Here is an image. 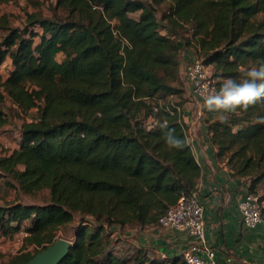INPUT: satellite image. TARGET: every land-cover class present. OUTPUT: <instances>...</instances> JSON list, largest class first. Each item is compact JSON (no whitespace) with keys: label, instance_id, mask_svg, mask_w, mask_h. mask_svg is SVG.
<instances>
[{"label":"trees","instance_id":"trees-1","mask_svg":"<svg viewBox=\"0 0 264 264\" xmlns=\"http://www.w3.org/2000/svg\"><path fill=\"white\" fill-rule=\"evenodd\" d=\"M0 29L7 30L0 99L7 95L22 113L37 110L21 126L19 147L0 154V176L22 194H50L43 205L0 203V235L28 232L8 264L31 260L77 215L82 220L61 264H186L182 255L162 259L115 234L158 224L197 189L202 168L183 118L186 87L173 84L182 54L198 50L217 88L223 79H239L264 59V0H57L53 16L28 13L23 28L0 16ZM7 57L12 68L5 78ZM259 117L264 100L226 122L204 110L218 155L251 180V192L264 180ZM6 123L0 109V127ZM168 129L182 148L166 146ZM30 246L36 249L25 251Z\"/></svg>","mask_w":264,"mask_h":264},{"label":"crops","instance_id":"crops-1","mask_svg":"<svg viewBox=\"0 0 264 264\" xmlns=\"http://www.w3.org/2000/svg\"><path fill=\"white\" fill-rule=\"evenodd\" d=\"M185 54L188 61L195 59L190 51L186 50ZM185 97L187 101L182 109L189 127L188 141L202 168L197 188L205 208L207 243L215 250L219 264H264V226H245L239 209V201L249 192L251 180L236 175L227 159L218 155L202 115L203 101L191 92L187 83ZM125 230L124 234L116 232L115 235L150 249L162 259L181 256L196 242L187 231L164 228L159 224L126 226Z\"/></svg>","mask_w":264,"mask_h":264},{"label":"rangeland","instance_id":"rangeland-1","mask_svg":"<svg viewBox=\"0 0 264 264\" xmlns=\"http://www.w3.org/2000/svg\"><path fill=\"white\" fill-rule=\"evenodd\" d=\"M56 4L57 0H17L12 3L0 4V16H6L11 27L23 28L27 21L28 13L36 12L51 17L54 15V8L56 7ZM163 7H165V5ZM58 12L62 16H65L67 14V12L62 8H59ZM134 16H137V14H134ZM6 34V29H0V43ZM183 38L185 39L187 38V36L185 35L183 36ZM187 51L188 53L189 51L193 53L195 55V59L201 58L200 52L198 50L195 51V48L187 49ZM185 55V52H183L180 80L173 82V84L175 85L180 86L182 84L184 85V87H186L184 67L186 63L189 62ZM58 58L59 60H63L64 55L59 54ZM11 62L12 59L10 57H7L2 66V72L5 78L8 77V74L10 73V70L12 68ZM0 109L5 112V117L7 119V123L4 126L0 127V154H3L6 151L13 150L19 146L21 141L22 124L27 119L32 120L36 115L37 110L34 109L29 113H22L12 103L11 99L7 95H4V98L0 99ZM256 193L264 199V180L258 185ZM16 199H20L27 204L43 205L49 202L50 194L48 189H44L35 195L22 194L15 186L8 184L6 179L0 176V203L3 204L9 201H14ZM81 220V215H77L76 219L73 222L66 226H63L57 232L55 242L61 238L74 241ZM129 227L132 228L133 226ZM125 231V228L121 229L122 234H124ZM133 233H137L135 229ZM115 238H117V236H115ZM123 239L125 240V242L127 241V238ZM23 242L24 240L22 239L20 233H17L11 239L0 235V264H8L14 256L18 255L24 248ZM122 246L123 245L121 244V247ZM123 247L127 248L129 247V244L124 243ZM35 249V246H30L26 248L25 251H34Z\"/></svg>","mask_w":264,"mask_h":264},{"label":"built area","instance_id":"built-area-1","mask_svg":"<svg viewBox=\"0 0 264 264\" xmlns=\"http://www.w3.org/2000/svg\"><path fill=\"white\" fill-rule=\"evenodd\" d=\"M93 8L102 9V6L94 5ZM184 74L191 92L202 101L206 87L217 88L214 69L202 59H194L186 63ZM202 115H204V110ZM239 209L242 223L245 226L250 228L264 226V210L259 194L249 191L240 199ZM204 212L205 208L197 188L191 193L183 194L159 219L158 224L161 227L187 231L196 238V242L182 253L186 264H219L215 250L208 245L206 240ZM19 233L23 240L28 236L25 229Z\"/></svg>","mask_w":264,"mask_h":264},{"label":"clouds","instance_id":"clouds-1","mask_svg":"<svg viewBox=\"0 0 264 264\" xmlns=\"http://www.w3.org/2000/svg\"><path fill=\"white\" fill-rule=\"evenodd\" d=\"M261 100H264V59L245 69L239 79L226 78L218 88L206 87L202 107L207 113L215 114L220 122H226L230 115L246 112ZM257 123L264 125V117H259ZM160 127L164 129L167 125ZM164 141L169 149L183 147V141L175 135L174 129L165 132Z\"/></svg>","mask_w":264,"mask_h":264},{"label":"water","instance_id":"water-1","mask_svg":"<svg viewBox=\"0 0 264 264\" xmlns=\"http://www.w3.org/2000/svg\"><path fill=\"white\" fill-rule=\"evenodd\" d=\"M72 246L73 241L61 238L23 264H61Z\"/></svg>","mask_w":264,"mask_h":264}]
</instances>
